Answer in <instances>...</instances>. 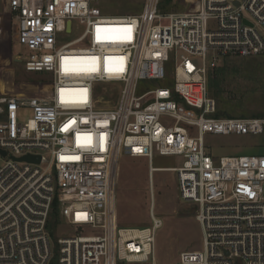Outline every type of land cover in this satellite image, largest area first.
<instances>
[{"label": "built area", "instance_id": "1", "mask_svg": "<svg viewBox=\"0 0 264 264\" xmlns=\"http://www.w3.org/2000/svg\"><path fill=\"white\" fill-rule=\"evenodd\" d=\"M158 6L112 16L97 0H9L27 62L50 81L31 97L0 83V264H161L153 184L150 225L119 226L123 156L147 159L151 178L156 156L182 158L179 197L197 206L203 248L170 264H264V154L216 158L206 145L264 134V118L217 117L209 87L221 59L264 56V0Z\"/></svg>", "mask_w": 264, "mask_h": 264}, {"label": "rangeland", "instance_id": "2", "mask_svg": "<svg viewBox=\"0 0 264 264\" xmlns=\"http://www.w3.org/2000/svg\"><path fill=\"white\" fill-rule=\"evenodd\" d=\"M146 0H97L107 15H136L142 12ZM199 6V0H159L162 13H190ZM14 15L9 0H0V68L4 94L31 97L40 88L47 87L50 75L46 70L29 64L25 49L18 44ZM225 73L210 72V78L221 79L224 91L217 102V117L264 118V56L227 57L218 68ZM115 89L114 85H107ZM31 111H22V119ZM208 152L214 157L264 154V134L206 136ZM182 164L181 157L156 156L154 166L159 169L151 178L149 161L145 158L123 156L120 160L114 186L117 219L121 227L150 225L151 186L155 195L156 215L163 219L155 242V259L161 264L177 263L183 251L202 250L203 232L196 220L197 206L179 197L176 172L171 168ZM52 217L51 229L61 236L58 220ZM70 233L69 228L63 229ZM125 264V263H123Z\"/></svg>", "mask_w": 264, "mask_h": 264}, {"label": "trees", "instance_id": "3", "mask_svg": "<svg viewBox=\"0 0 264 264\" xmlns=\"http://www.w3.org/2000/svg\"><path fill=\"white\" fill-rule=\"evenodd\" d=\"M158 8H159V6H158ZM214 70H215L216 74H218V72H219V74L222 73L221 77L225 73V67L218 68V69L216 68ZM222 82H224V77L221 79H219V78L218 79H212V77L211 78L209 77L210 91L218 99H220V97L222 96V93L224 91V88H222V86H221ZM52 217H56V218L58 217V202L57 201H55V203H54V210H53ZM119 224H121V223H119ZM121 226H122V224H121Z\"/></svg>", "mask_w": 264, "mask_h": 264}, {"label": "water", "instance_id": "4", "mask_svg": "<svg viewBox=\"0 0 264 264\" xmlns=\"http://www.w3.org/2000/svg\"><path fill=\"white\" fill-rule=\"evenodd\" d=\"M2 153L5 154V151H2ZM19 159L20 160H27V161H31V162H39L40 156L26 155V156H23Z\"/></svg>", "mask_w": 264, "mask_h": 264}, {"label": "bare ground", "instance_id": "5", "mask_svg": "<svg viewBox=\"0 0 264 264\" xmlns=\"http://www.w3.org/2000/svg\"><path fill=\"white\" fill-rule=\"evenodd\" d=\"M156 169H159V168H158V167H155V166H153V170H154V172H155V171H158V170H156ZM164 169H171L172 171L174 170V169H173V167H171V168H164ZM154 172H153V173H154Z\"/></svg>", "mask_w": 264, "mask_h": 264}, {"label": "snow or ice", "instance_id": "6", "mask_svg": "<svg viewBox=\"0 0 264 264\" xmlns=\"http://www.w3.org/2000/svg\"><path fill=\"white\" fill-rule=\"evenodd\" d=\"M62 159H64V157H61Z\"/></svg>", "mask_w": 264, "mask_h": 264}]
</instances>
